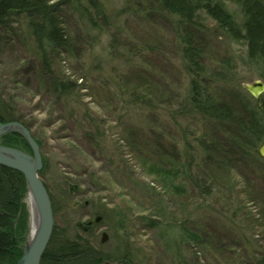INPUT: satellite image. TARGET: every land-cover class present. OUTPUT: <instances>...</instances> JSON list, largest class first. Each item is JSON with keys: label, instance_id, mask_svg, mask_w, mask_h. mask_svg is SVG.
Wrapping results in <instances>:
<instances>
[{"label": "rangeland", "instance_id": "rangeland-1", "mask_svg": "<svg viewBox=\"0 0 264 264\" xmlns=\"http://www.w3.org/2000/svg\"><path fill=\"white\" fill-rule=\"evenodd\" d=\"M98 1L100 12L85 6L95 21L59 5L71 43L56 51L51 72L39 64L37 16L17 12L0 25V102L17 107L41 141L53 232L81 233L118 264H257L264 141L240 148L226 128L233 116L212 124L184 100L194 65L214 76L208 90L235 120L259 113L245 106L249 98L264 108V93L242 85L262 79L243 37L226 34L203 9L192 21L159 0ZM219 1L240 12L237 1ZM186 45L199 50L197 64ZM63 76L77 88L58 97L51 83Z\"/></svg>", "mask_w": 264, "mask_h": 264}, {"label": "trees", "instance_id": "trees-1", "mask_svg": "<svg viewBox=\"0 0 264 264\" xmlns=\"http://www.w3.org/2000/svg\"><path fill=\"white\" fill-rule=\"evenodd\" d=\"M87 1L90 4H87ZM159 1L163 5L164 10L182 14L188 18L192 16L194 10L197 8L198 10L203 9L216 20L215 22L226 34L243 37L244 39L242 38V40L247 45L248 61L258 65V67L254 66L260 71L261 77L264 79L263 2L260 0H235L238 3L240 12L231 15L218 0ZM63 4L79 12L80 17H84L90 21L94 20V17L90 11L87 12V8L93 10V7L98 12L101 10V2L98 0H0V25L8 23L17 12L28 11L33 16H37V20H32L34 24L32 34L33 38L35 37L37 49L41 53L39 64L42 71L48 70V72H51L52 58L55 56L56 51L60 52V49L63 52L69 51L68 48L71 41H69L61 26L63 20L60 16L62 12L60 6H63ZM146 16L149 17V14H146ZM183 51L185 57L190 59V63L192 57L195 59L200 54L199 50L194 51L191 46L187 45L183 46ZM194 59L192 60L194 61ZM10 61L17 62L15 57H11ZM191 64H197V62L194 61ZM191 68L196 79L193 81V95L192 97L185 98V102L186 99L192 102L193 106L207 116L212 124H214L213 121H216V119L219 120V123H222L221 120L224 119L226 121L233 116L232 125L226 128L232 130L227 132L230 133V137L233 140L240 142V148H248V142L251 139L254 140V145L257 143L256 147L259 143L263 142L264 108H260L257 101L252 102L253 99L249 98V101L243 100L246 107L252 105L250 107L259 113H254L251 120H235L230 108L221 106L212 97L211 91L208 90L210 77L213 78L214 76H206L201 68L194 65ZM41 79L43 82V77ZM69 79V77L63 76L53 80L51 83L54 89L52 90L53 94L57 92L58 94L56 95L61 97L63 93L68 92V89H76V81L71 82ZM11 117L20 119L12 107H8L7 104L0 102V122H5ZM20 121H22V118ZM238 126L239 130L233 131ZM27 127L29 128V126ZM13 142L21 145L24 151L33 153L28 141H23L21 135L16 132H11L6 137L0 138V143L4 145L10 146ZM162 170L164 171V169ZM175 188L177 190V187ZM26 189L27 183L23 173L0 165V262L2 264H17L24 253L23 246L28 232V213L21 208V199ZM205 190L207 191V189ZM8 211L10 213H6ZM112 261V257L108 253L98 249L81 233L68 236L66 231L60 228L54 230L49 245L42 257L41 264H118ZM257 264H264V256L258 259Z\"/></svg>", "mask_w": 264, "mask_h": 264}, {"label": "water", "instance_id": "water-1", "mask_svg": "<svg viewBox=\"0 0 264 264\" xmlns=\"http://www.w3.org/2000/svg\"><path fill=\"white\" fill-rule=\"evenodd\" d=\"M250 89L255 97L264 92V83L260 80L244 85ZM3 125H0V131ZM31 143L35 156H31L23 151H14L8 147L0 146V165L16 169L22 172L28 183V187L33 190L37 204L35 205V217L38 228L31 243L28 242L25 254L19 264H41V259L51 239L54 229V216L49 192L45 183L39 177L42 168V157L36 147V142L27 129L22 131ZM264 156V143L259 150Z\"/></svg>", "mask_w": 264, "mask_h": 264}, {"label": "bare ground", "instance_id": "bare-ground-1", "mask_svg": "<svg viewBox=\"0 0 264 264\" xmlns=\"http://www.w3.org/2000/svg\"><path fill=\"white\" fill-rule=\"evenodd\" d=\"M235 21H237V20L235 19ZM51 68H53V65L51 66ZM69 78H70L69 80L71 82L74 81L71 77H69ZM39 81L42 82V79L39 80ZM43 82H44V79H43ZM247 91L250 94H252L251 93L252 91L250 89H247ZM12 108H15V109L18 110V108L15 107V106H12ZM11 118H9L7 121H5L2 124L3 127H2V129L0 131V138L2 139L4 137H6L8 134H10V131H16L17 134L21 135V139L23 141L24 140H27L28 139L27 136L22 132L23 129H28L27 126L25 125V123H23V121H20V119H18V118H12V119ZM29 133H30L31 137L36 141L34 134H32L30 131H29ZM34 143L36 144V147L38 149V152L43 156V159H44L45 156H44V154L42 152L43 146L41 145V141L40 142H37L36 141ZM1 145H2V143H0V146ZM8 148L9 149H12L14 151H22V148L23 147L21 145H19L18 143L13 142L12 145H10ZM43 159H42V165L44 164V160ZM39 177H40V174H39ZM26 183H27V179H26ZM36 204H37V200L35 199L34 192H33V190H31V188L28 187V183H27V189H26L25 194L23 195V197L21 199V208L24 209V210H26L28 214H31L33 216L32 217V225H31V227H32V235L30 237L29 243H31V240L34 238V236H35V234L37 232V228H38V223H37V218L35 217V212L33 214V211H36V208H35V205ZM54 224L56 225L55 221H54Z\"/></svg>", "mask_w": 264, "mask_h": 264}]
</instances>
